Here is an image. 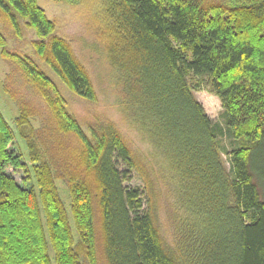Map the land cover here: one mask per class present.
Returning <instances> with one entry per match:
<instances>
[{
  "label": "trees",
  "instance_id": "16d2710c",
  "mask_svg": "<svg viewBox=\"0 0 264 264\" xmlns=\"http://www.w3.org/2000/svg\"><path fill=\"white\" fill-rule=\"evenodd\" d=\"M107 11L115 36L107 58L121 110L153 148L155 165L115 123L102 120L89 136L61 98L47 96L60 126L53 121L57 132L27 138L37 191L27 185L29 167L11 149L15 131L0 109V264H82L81 252L98 264V225L106 264H264V199L254 180L264 148V0H108ZM0 17L18 33L23 21L34 28L38 54L75 94L96 99L88 71L53 34L37 0H0ZM19 59L58 94L33 60ZM204 87L220 98L222 121L197 98ZM67 134L78 140L73 155L60 147ZM223 137L235 142L231 151ZM11 168L24 170V185ZM132 172L144 179L145 203L143 190L126 185ZM58 179L69 188L72 218ZM162 195L172 244L156 224Z\"/></svg>",
  "mask_w": 264,
  "mask_h": 264
},
{
  "label": "rangeland",
  "instance_id": "374dc122",
  "mask_svg": "<svg viewBox=\"0 0 264 264\" xmlns=\"http://www.w3.org/2000/svg\"><path fill=\"white\" fill-rule=\"evenodd\" d=\"M37 1L45 9L47 17L55 24L53 34L68 43L74 55L88 71L97 96L94 101L86 100L70 89L47 61L38 54L34 43L39 41V38L34 28L23 21L21 31L18 33L4 17H0V37L4 40V43L0 44V109L15 131V140L11 149L21 152L23 161L29 167L32 179L28 181L27 185L29 187L34 185L39 191L35 177V169L38 165L37 160H35L37 156L31 154L32 150L28 139L37 141L39 136H45L50 130L57 132L55 123L52 128V122H58L56 118H59L60 115L57 112L54 113L53 109L50 108L51 104L47 101V96L51 98L48 100L61 98L67 113L77 119L81 128L89 136L92 134V128H96L102 120L115 123L131 149L143 156V161L151 168L155 165L153 162V148L144 140L137 128L125 118L119 103L115 74L107 58L109 46L115 38L112 30L113 20L107 11L108 0ZM212 1L232 3L234 0ZM19 57H29L33 60L39 69L52 80L58 94L53 89H46L37 83L24 69L25 65L23 67ZM195 94L204 105L209 116L216 122L222 121L223 107L220 98L206 87L196 91ZM25 115L29 116L28 122L21 119ZM58 123L60 126V122ZM34 132L37 134H34ZM59 139L61 141L60 147L69 148L68 151L73 155L74 147L78 143L77 138L74 135L67 134L59 135ZM222 141L229 151L236 146L235 142L228 137H223ZM37 145L41 149L39 143ZM225 160L228 169L231 170V163L227 155H225ZM254 164L256 165L255 168L259 169V171L257 170L259 180L255 172L254 180L258 184L261 198L264 199V148L263 152L262 150L257 151ZM251 169L254 170L253 166H251ZM8 171L17 178L21 185L25 184L26 173L23 169L14 170L11 168ZM87 173L89 172L87 171ZM127 178L126 185L139 187L141 191L143 190L144 203L147 202L148 192L145 190L146 184L142 176L139 173L132 172L129 173ZM56 184L72 218L69 188L61 179H58ZM164 198V195H162V199L157 205L156 224L164 241L172 244L175 240L174 229L169 220L168 202ZM71 223L78 243L79 234L73 219H71ZM97 229V263L106 264L103 251V233L101 235L100 225L97 226ZM80 254L82 264H91L83 252Z\"/></svg>",
  "mask_w": 264,
  "mask_h": 264
}]
</instances>
